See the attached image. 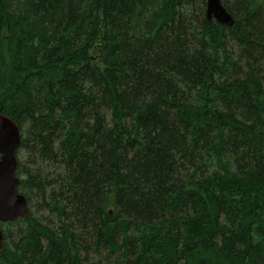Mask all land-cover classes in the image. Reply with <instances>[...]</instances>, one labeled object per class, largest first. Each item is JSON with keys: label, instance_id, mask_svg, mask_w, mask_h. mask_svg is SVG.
Wrapping results in <instances>:
<instances>
[{"label": "trees", "instance_id": "16d2710c", "mask_svg": "<svg viewBox=\"0 0 264 264\" xmlns=\"http://www.w3.org/2000/svg\"><path fill=\"white\" fill-rule=\"evenodd\" d=\"M221 2L232 27L206 0H0L40 214L5 223L0 264H264V0Z\"/></svg>", "mask_w": 264, "mask_h": 264}, {"label": "water", "instance_id": "95a60500", "mask_svg": "<svg viewBox=\"0 0 264 264\" xmlns=\"http://www.w3.org/2000/svg\"><path fill=\"white\" fill-rule=\"evenodd\" d=\"M206 17L222 26L232 27L234 19L221 0H206ZM20 128L0 109V223L27 218L30 208L26 197L19 193L17 150L20 146ZM3 250V232L0 228V252Z\"/></svg>", "mask_w": 264, "mask_h": 264}, {"label": "rangeland", "instance_id": "374dc122", "mask_svg": "<svg viewBox=\"0 0 264 264\" xmlns=\"http://www.w3.org/2000/svg\"><path fill=\"white\" fill-rule=\"evenodd\" d=\"M236 45L235 44H233V43H231L230 44V48L232 49V50H234V51H236V47H235ZM22 154V153H21ZM21 160H22V158H21ZM30 212L31 213H33L36 217H39V213H36L35 211H34V208L33 207H30ZM6 223V222H5ZM5 223H3L2 225H0V227H1V229H3V230H5L6 229V224ZM8 223V222H7ZM15 226L16 225H14V226H9L10 227V229H11V231H14V228H15Z\"/></svg>", "mask_w": 264, "mask_h": 264}, {"label": "bare ground", "instance_id": "6f19581e", "mask_svg": "<svg viewBox=\"0 0 264 264\" xmlns=\"http://www.w3.org/2000/svg\"><path fill=\"white\" fill-rule=\"evenodd\" d=\"M197 121V120H196ZM200 124V123H199ZM220 128V127H219ZM244 159V158H243ZM19 193H20V191H19Z\"/></svg>", "mask_w": 264, "mask_h": 264}]
</instances>
